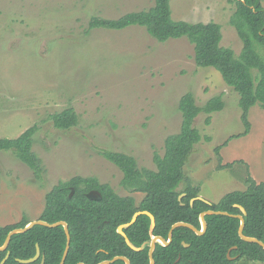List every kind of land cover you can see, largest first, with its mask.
Returning a JSON list of instances; mask_svg holds the SVG:
<instances>
[{
    "label": "rangeland",
    "instance_id": "obj_1",
    "mask_svg": "<svg viewBox=\"0 0 264 264\" xmlns=\"http://www.w3.org/2000/svg\"><path fill=\"white\" fill-rule=\"evenodd\" d=\"M155 0H0V137L16 138L37 125L33 150L43 161L42 178L11 151H0V226L44 211L46 194L74 176H95L120 195L141 192L121 184L123 172L103 150L133 155L139 166L156 169L154 153L182 125L179 103L192 92L198 105L221 95L225 107L201 113L202 139L184 173L199 196L218 202L247 179L264 182V108L249 111L247 134L240 95L213 67L198 66L187 37L160 42L143 26L94 28V16L119 18ZM174 20L214 21L221 44L240 54L244 43L231 23L230 0H171ZM73 107L79 122L63 130L51 116ZM220 147L217 153L216 148ZM231 167H224L226 164ZM183 182L179 189H183ZM183 198V197H182ZM231 254V253H230ZM234 264H264L240 258Z\"/></svg>",
    "mask_w": 264,
    "mask_h": 264
},
{
    "label": "trees",
    "instance_id": "obj_2",
    "mask_svg": "<svg viewBox=\"0 0 264 264\" xmlns=\"http://www.w3.org/2000/svg\"><path fill=\"white\" fill-rule=\"evenodd\" d=\"M171 0H155V4L139 11L128 12L119 18L94 16L89 30L106 28L120 30L132 25L143 26L160 42L172 38L187 37L194 44L195 60L198 66L213 67L225 82L240 95L241 118L247 134L251 128L250 109L259 104L264 108V0H230L236 4L231 23L237 28L244 46L237 54L232 48L221 44L223 33L219 23L189 22L174 20ZM225 101L221 95L210 98L204 105L197 104L194 94L182 96L179 108L182 125L177 133L165 139L164 154L155 151L156 169L141 167L130 154L103 150L101 154L117 165L123 172L121 184L132 192H141L144 197L138 202L132 195H120L109 183H102L95 176H74L55 185L47 194L42 215L39 219L49 223L66 221L71 232V246L65 264H98L115 256L124 255L132 264H150L149 245L142 250L132 249L125 237L118 232L121 224L131 221L137 211L148 210L156 217V226L151 230V220L146 214L125 228L124 231L136 246L148 243L153 235L168 238L169 230L178 221H186L201 229L200 215L203 211L221 210L233 214H243L236 206L247 210L244 234L264 241V182L257 183L248 177L245 190H234L225 194L218 202L197 199L200 188L193 185L184 173L195 146L202 139L196 127V118L201 113L209 116L221 111ZM58 129L76 126L79 116L73 107H68L51 116ZM37 125L25 130L16 138L0 137V151H11L31 168L37 178H42L43 161L33 150ZM220 147L216 148L217 153ZM231 164L220 167H231ZM183 189H179L182 183ZM91 190H98L102 199L88 197ZM185 193L180 200L179 196ZM206 232L197 234L189 227L180 226L173 232V240L168 245L157 243L154 250L156 264H234L231 256L239 255L252 261L264 262V247L258 243L243 240L239 235L240 219L229 215L206 214ZM31 220L24 218L18 222L0 226V247L8 233L26 226ZM183 241L189 243L186 247ZM37 244L45 255V264H60L67 245L64 226L48 227L35 225L26 232L12 236L9 247L0 251V263L10 252L5 264H23L17 259H28L36 254ZM41 258L29 264H40ZM109 264H126L116 260Z\"/></svg>",
    "mask_w": 264,
    "mask_h": 264
},
{
    "label": "water",
    "instance_id": "obj_3",
    "mask_svg": "<svg viewBox=\"0 0 264 264\" xmlns=\"http://www.w3.org/2000/svg\"><path fill=\"white\" fill-rule=\"evenodd\" d=\"M87 195H88L89 198L94 199V200L102 199V194L98 190H91L90 192L87 193ZM184 195H185V193L181 194L179 196V199L181 200ZM197 199H201V200H205L207 202H210V201L206 200L205 198H203L201 196H197V197H195V198H193L191 200V203H193ZM236 206L239 207L242 210L243 214H233V213H230L228 211L209 209V210L203 211L201 213V215H200V221H201V225H202L201 229H199L197 226H195V225H193V224H191L189 222L178 221V222L174 223L172 225V227L170 228L169 234H168V238L164 237L163 235H153L151 240L148 243L143 244L142 246H136L131 241V239L128 237V235L126 234L124 229L129 227L131 224H133L138 219V217L140 215H142V214H146V215H148L150 217L151 230L154 229V227L156 226V217H155V215L152 212H150L148 210H141V211L135 212L133 217H132V219H131V221H129L127 223H124V224H121L118 227V232L125 237L127 244L134 250H137V251L142 250L144 248V246L146 244H148L149 245L150 264H156V260L154 258V250H155L156 244L157 243H161L163 245L170 244L172 242V240H173V232H174V230L176 228H178L180 226H185V227H189L190 229H192L193 231H195L199 235L204 234L206 232L207 228H208L207 220L205 218L206 214H222V215H229V216H232V217L239 218L240 221H241L240 222V227H239V235H240V237L243 240H245V241L252 242V243H258V244H260L261 246L264 247V241L260 240L257 237L247 236V235L244 234V228H245V224H246L244 216L247 214V210H246V208L244 206H242L240 204H236ZM38 224L44 225V226H48V227H57V226H60V225L64 226L65 232H66V235H67V245H66V248H65V251H64V255L62 257V260H61L60 264H65V261L67 259V255H68L69 250H70L71 241H72L69 225H68V223L66 221H58V222H55V223H49L46 220L37 219V220L29 222L24 227L15 228V229L11 230L8 233L4 245L2 247H0V251H4V250H6L9 247V244L11 242L12 236L14 234L20 233V232H26V231L30 230L31 228H33L35 225H38ZM183 244L186 247L190 246V244L186 243L185 241H183ZM234 248L236 249L237 246H233L230 249V251L228 253L229 259L235 258V257L231 256V254H230L232 249H234ZM9 257H10V252L8 251L6 256L1 261L0 264H5L7 259H9ZM40 258H41V263L40 264H45V261H46L45 255L42 253L40 245L37 244L36 254L33 257L28 258V259L18 258L17 260L19 262L23 263V264H29V263L37 261ZM120 259L124 260L126 262V264H132L131 260L128 257L124 256V255L115 256V257H113L110 260H103V261L99 262L98 264H109L111 262H114V261L120 260ZM78 264H85V263L84 262H80Z\"/></svg>",
    "mask_w": 264,
    "mask_h": 264
},
{
    "label": "flooded vegetation",
    "instance_id": "obj_4",
    "mask_svg": "<svg viewBox=\"0 0 264 264\" xmlns=\"http://www.w3.org/2000/svg\"><path fill=\"white\" fill-rule=\"evenodd\" d=\"M185 196V195H184Z\"/></svg>",
    "mask_w": 264,
    "mask_h": 264
}]
</instances>
